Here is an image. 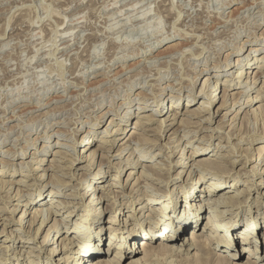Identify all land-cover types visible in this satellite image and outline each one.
Masks as SVG:
<instances>
[{"label": "clouds", "instance_id": "1", "mask_svg": "<svg viewBox=\"0 0 264 264\" xmlns=\"http://www.w3.org/2000/svg\"><path fill=\"white\" fill-rule=\"evenodd\" d=\"M106 231L113 264H264V0H0V264Z\"/></svg>", "mask_w": 264, "mask_h": 264}, {"label": "bare ground", "instance_id": "2", "mask_svg": "<svg viewBox=\"0 0 264 264\" xmlns=\"http://www.w3.org/2000/svg\"><path fill=\"white\" fill-rule=\"evenodd\" d=\"M233 235L235 236V232L233 233ZM102 239H103V237L101 238V241H102ZM137 241H138V247H140L144 243H148V241H146V240L145 241H140V240H137V239H135V240L133 239L132 242L129 241L130 248L133 245H137ZM110 243H111V237L109 239L108 246H109L110 250H113V249L110 248ZM132 243H133V245H132ZM235 243H236L237 249L239 250V242H235ZM104 245H106L105 242H104ZM101 252H103V253H101ZM104 253H105V249H104V251H101V242H100L99 243V247H98V249L96 251L87 254L86 258L85 257H79L78 258L79 259V264H113V262L117 258L118 253L116 252L115 257L113 259H110V260H106L105 256L103 255ZM120 255H122V258L120 257L119 263H121L123 261H128L127 264H133V261L139 258V257H137L135 255H132L131 257H129V255L127 254V251L125 253H123V254H120ZM92 256H94V258L91 259Z\"/></svg>", "mask_w": 264, "mask_h": 264}, {"label": "rangeland", "instance_id": "3", "mask_svg": "<svg viewBox=\"0 0 264 264\" xmlns=\"http://www.w3.org/2000/svg\"><path fill=\"white\" fill-rule=\"evenodd\" d=\"M193 110H195V109H193ZM46 227H47V226H46ZM109 239H110V235H109V234L107 233V231H106V236L103 237L102 241H100V242H101V251H104V249H105V253H104L103 255L105 256L106 260L113 259V258L115 257V254H116V251H115L114 249H113V250H110V249H109V246H108ZM132 240H133V239H130L129 241L132 242ZM134 240H135V239H134ZM137 240H139V239H137ZM104 242L106 243V245H104ZM132 245H133V243H132ZM140 245H141V244H140ZM135 246L138 247V241H137V245H135ZM101 253H103V252H101ZM61 256H62V252H61V253H57V254L53 257V259L58 260ZM120 257L122 258V255H120ZM92 258H94V256H92L91 259H92ZM127 263H128V261H123V262H121V263H119V264H127Z\"/></svg>", "mask_w": 264, "mask_h": 264}]
</instances>
